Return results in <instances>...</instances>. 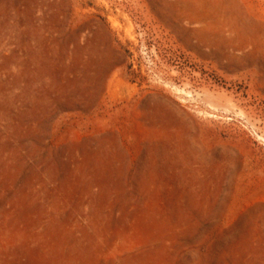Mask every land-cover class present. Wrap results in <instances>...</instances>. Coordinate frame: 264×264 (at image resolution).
I'll return each instance as SVG.
<instances>
[{
	"label": "rangeland",
	"instance_id": "374dc122",
	"mask_svg": "<svg viewBox=\"0 0 264 264\" xmlns=\"http://www.w3.org/2000/svg\"><path fill=\"white\" fill-rule=\"evenodd\" d=\"M0 264H264V0H0Z\"/></svg>",
	"mask_w": 264,
	"mask_h": 264
}]
</instances>
